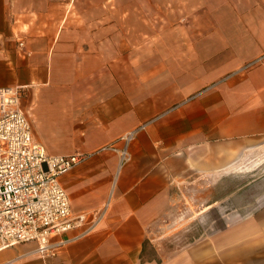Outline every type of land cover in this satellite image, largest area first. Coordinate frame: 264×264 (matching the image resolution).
Listing matches in <instances>:
<instances>
[{
    "label": "crops",
    "instance_id": "1",
    "mask_svg": "<svg viewBox=\"0 0 264 264\" xmlns=\"http://www.w3.org/2000/svg\"><path fill=\"white\" fill-rule=\"evenodd\" d=\"M52 7L68 14L64 0H0V86H21L19 106L23 91L41 102L115 69L114 24L43 20ZM187 11L191 21L161 24L154 36L163 62L154 101L131 105L124 88L111 105H50L58 120L35 132L20 106L49 154H87L59 182L73 214L102 216L90 232L84 223L50 237L62 241L54 255L27 241L1 248L0 264H264V182L244 206L222 181L264 139V0H192ZM132 130L128 161L99 150ZM255 170L250 163L246 172ZM187 190H203L195 215Z\"/></svg>",
    "mask_w": 264,
    "mask_h": 264
},
{
    "label": "rangeland",
    "instance_id": "2",
    "mask_svg": "<svg viewBox=\"0 0 264 264\" xmlns=\"http://www.w3.org/2000/svg\"><path fill=\"white\" fill-rule=\"evenodd\" d=\"M64 1L66 9L68 8L67 15L65 10L61 12L52 7V12L42 16L43 20L58 21L67 16L66 21H107L114 24V42L109 45V50L114 55L110 57V64L115 62V69L111 75L100 76L96 86L72 88L67 94L62 93L59 88L54 89L46 93L44 101L41 102L36 100L35 103H30L31 96L23 91L20 106L29 117L33 131L43 130L49 120H58L55 118L57 111L50 110V105H111L113 101L122 98L124 88L130 93L131 105H138L139 101H145V98L154 101L157 94L154 91L156 70H160L163 64L161 56L157 55L160 53V47L155 45L154 36L162 31L161 24L165 27L171 22L186 24L191 21L192 14H188L187 8L188 2L192 4V0ZM124 37L125 46L122 44ZM16 42L18 44V41ZM102 47L105 50L100 47V52H106L107 47ZM123 53L130 55V74L126 72L125 76L123 66L126 69L127 61L121 60ZM42 105H46L45 108ZM49 115H54L53 119H49ZM48 144L56 147L59 145L57 142ZM249 161L256 169L253 174L246 172L250 167ZM240 171L242 172L227 175L222 181L228 198L234 200L237 197L239 203L248 206L257 192L253 183L264 182V139H261L256 154L242 164ZM202 193L203 190L185 191L187 197L183 200L186 205L191 206L190 212L193 215L202 208ZM186 223V219L180 220L172 228L174 231L180 230Z\"/></svg>",
    "mask_w": 264,
    "mask_h": 264
},
{
    "label": "built area",
    "instance_id": "3",
    "mask_svg": "<svg viewBox=\"0 0 264 264\" xmlns=\"http://www.w3.org/2000/svg\"><path fill=\"white\" fill-rule=\"evenodd\" d=\"M18 47L24 48L19 38ZM21 86H0V249L27 241L38 243L43 257L54 255L62 243L50 237L88 223L85 232L99 224L102 213L88 220L73 214L70 199L59 176L87 157L85 153L49 154L32 137L29 121L20 109ZM135 130L121 135L99 150H115L120 164L129 160L126 144ZM116 141H121L118 145Z\"/></svg>",
    "mask_w": 264,
    "mask_h": 264
}]
</instances>
